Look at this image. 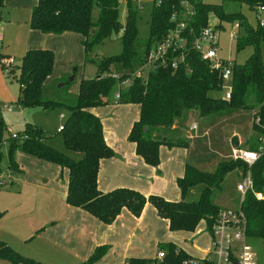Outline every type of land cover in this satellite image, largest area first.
I'll return each instance as SVG.
<instances>
[{
    "label": "trees",
    "instance_id": "obj_1",
    "mask_svg": "<svg viewBox=\"0 0 264 264\" xmlns=\"http://www.w3.org/2000/svg\"><path fill=\"white\" fill-rule=\"evenodd\" d=\"M182 1L159 0L156 4V0H152L147 21L148 35L140 43L136 40L135 28L138 9L136 2L132 0H122L125 8L122 24L118 21L120 0H37L30 11L29 29L43 34L69 32L80 36L84 63L89 61L87 54L91 49L117 32H120V50L115 55L91 61L95 66V76L79 80L72 105L46 97L47 79L51 75L53 64L50 50H27L21 57L19 66L13 64L9 67L8 74L3 77L12 78V72H17L13 79L18 85L15 103L19 107L41 110L64 107L68 116L60 125L61 129L56 132L61 138L63 152L49 144L51 136H46L41 128L30 124L24 125L23 131L11 138L0 118V149L2 135H7L8 179L19 171L12 157L18 151L64 169L67 173L64 197L66 205L82 210L102 224L111 223L122 209L138 217L144 205L148 204L154 209L156 216L166 221L168 231L193 232L202 221L208 234L218 211V207L212 202V191L220 187L223 175L227 172H234L236 181L245 168L239 161L219 160L211 171L185 164L182 177L175 181L179 190L177 201H167L157 195L145 196L128 188H114L102 193L96 184L99 161L112 157L113 153L104 142L100 119L89 110L110 104V94H114L117 83L123 79H129V85L119 90V98L114 101L138 106L137 119L132 123L126 139L134 145V153L150 167L158 165L159 146L185 144L186 141H179L174 136L185 128L178 120L183 121L190 111H196L197 117L212 118L223 105H229L232 110L253 111L252 119L258 116L264 120V33L257 25L255 29L249 27L239 13H224L220 6L204 4L199 0H186L194 11L193 17L188 21L193 36L208 25V15L212 14L217 19L215 28L218 30L222 21L238 23L235 53L246 47L252 49L243 64L233 61L228 101L211 96L221 91V81L218 72L209 71L206 63L188 47L192 38H187L188 48L176 69L156 68L140 77L134 76L143 65L147 51L172 27L170 16L175 14L179 18L184 11ZM233 1L246 5L254 12L257 7H264V0ZM2 58L4 56L0 55V59ZM0 70L2 72L1 66ZM112 74L117 77H111ZM226 113L229 114L230 111ZM258 135L259 130L251 123V139L243 146L256 150ZM249 174L253 191L262 192L263 198L256 200L252 193L247 192L239 207L246 218L247 237L258 238L264 243V144L260 156L249 167ZM2 182L0 179V188L6 185L5 181ZM195 187H199L196 198L187 200L190 190ZM157 248L164 252V258L158 264H180L188 257L171 243L157 245ZM101 254L102 249L96 248L82 264L93 263ZM0 259L11 264H42L21 256L1 241ZM154 263L153 258L127 259V264Z\"/></svg>",
    "mask_w": 264,
    "mask_h": 264
},
{
    "label": "crops",
    "instance_id": "obj_2",
    "mask_svg": "<svg viewBox=\"0 0 264 264\" xmlns=\"http://www.w3.org/2000/svg\"><path fill=\"white\" fill-rule=\"evenodd\" d=\"M135 1L138 5L143 3L142 0ZM36 3L37 0H2L0 13L1 10L16 7L28 11L29 19L30 11ZM28 40L23 54L32 49H47L53 54L52 72L47 82L52 77L57 79L70 74L74 75V81L79 71L76 86L72 89L75 98L78 82L84 78L82 70L85 63L80 36L69 32L58 35L43 34L29 29ZM0 55L8 57L1 53ZM1 84L5 83L0 70ZM89 111L100 119L104 142L113 153L112 157L99 161L96 175L98 190L105 193L114 188H128L145 196L157 195L167 201H177L179 190L175 184L176 179L182 177L185 164L197 167L198 163L196 158L194 165L190 161L192 147L187 140L182 146H159L158 165L150 167L134 153V145L126 139L138 116L137 105L118 104L114 101ZM193 123L186 125V132ZM200 129L201 126L197 125V133ZM198 136L200 133L196 137ZM233 138L235 144L242 143L239 134ZM234 140L231 142L233 145ZM219 153L220 158L225 156L222 154L224 152ZM14 161L19 171L9 178V183L5 181L6 185L0 189H5L7 185L12 187L13 182L18 183L16 190L4 191L8 195L7 201L12 202L9 207L15 210L21 206L22 210L29 211L26 213L28 216L31 215L24 221V233L19 236L21 243H24L19 250L26 256L17 252L18 254L42 264H82L96 248H101L102 254L91 264H127L129 258L149 260L154 257H144L136 246H132L133 234H138L142 225H165L167 228L166 221L156 216L150 205H144L138 217L122 209L111 223L102 224L82 210L66 205L64 197L67 173L64 169L19 152L15 154ZM218 161L212 160L213 168ZM207 162L205 160L204 164ZM20 211L18 209L15 212ZM32 213L35 217H32ZM203 225L202 221L197 225L202 227L205 235L200 247L182 245L177 236L179 232H172L173 239L165 241L168 240V243L189 256L202 257L208 248V235ZM135 229L138 231L134 232Z\"/></svg>",
    "mask_w": 264,
    "mask_h": 264
},
{
    "label": "rangeland",
    "instance_id": "obj_3",
    "mask_svg": "<svg viewBox=\"0 0 264 264\" xmlns=\"http://www.w3.org/2000/svg\"><path fill=\"white\" fill-rule=\"evenodd\" d=\"M136 2L135 0H132ZM142 5L137 4V15L135 28L137 31V41L143 42L148 35V14L151 9L152 0H142ZM204 4H212L220 6L222 11L227 14L239 13L245 23L255 29L256 28V15L255 12L250 10L246 5L235 2L233 0H199ZM119 16L118 21L122 24L124 19V3L120 0ZM28 11L20 10V8L9 7L7 10H1L0 13V35L2 41L0 42V53L8 55L13 61L15 66H19L23 48L28 43L29 28L27 24ZM95 15V11L93 16ZM261 19H264V11L259 14ZM217 24V19L214 15H208V25L213 26ZM231 29V24L222 21L219 28L218 37V56L226 58L229 56L236 64H243L244 61L250 56L252 49L246 47L238 53L234 50V41L230 44L227 40V34ZM120 32L112 34L108 39H105L100 45L95 46L87 54L88 62L85 63L82 76L84 78H92L95 76V66L93 62L97 60L115 55L119 52V40ZM229 47V48H228ZM229 49V53H228ZM263 56V49H262ZM91 61H93L91 63ZM13 66V64L11 65ZM3 75V74H2ZM12 78L9 77L4 79V85H0V118L3 126L6 129H10L15 134H20L23 131L24 125L30 124L41 128L46 136H51L48 140L49 144L59 151H64L61 143V138L56 131L60 125L66 120L68 111L64 107H54L50 110H41L40 108H21L13 100L16 99L18 92V85L14 81L17 72H12ZM4 76V75H3ZM69 76L63 77H52L46 87V97L52 98L57 101H63L66 105H72L74 103V93L72 89L76 86L77 78L79 77V71L76 73L74 81H69ZM59 78V79H58ZM67 82V83H66ZM64 83L62 86L61 84ZM60 85V87H57ZM113 94V93H112ZM110 94L109 100L113 101V95ZM213 97H220L221 94H211ZM6 104L10 111L7 112L3 108ZM102 109V108H101ZM230 113H226L229 112ZM60 114L64 117L60 118ZM253 111H241L232 110L229 105H223L222 109L216 114L215 117H197V112L190 111L186 114V118L182 121L179 119L178 122L185 126L190 123H196L201 126L200 136L189 139L188 132L183 129L181 133L175 134L174 138L184 140L191 145L192 153H190V161L194 165L195 158L198 159V169L209 171L212 169V160H227L230 142H233L234 135H240L242 144L246 143L251 139L250 126L252 123ZM178 122L176 123L178 125ZM175 124V125H176ZM196 133V132H195ZM243 138V139H242ZM6 139L7 135L3 133L1 142V156H0V179L2 181H8L6 174L7 154H6ZM238 140V139H237ZM246 145H244L245 147ZM222 151L223 158H220L219 152ZM12 157L15 160V154ZM21 153V152H19ZM24 154V153H21ZM195 156V157H194ZM205 160L208 161L206 164ZM15 162V161H14ZM211 164V167H210ZM196 167V168H197ZM9 183V181H8ZM235 176L234 172H227L223 175V180L218 189L212 191V202L220 208H235L237 206V193L234 188ZM13 186L7 185L5 189H0V240L4 241L6 245L12 248L14 251L25 255V253L19 250L24 245L21 243L20 237L24 233V221H27L29 215L26 214L29 211L22 210V207L13 210L10 206L11 201H7L8 195L4 191H11L17 189L18 183L13 182ZM11 187V188H10ZM198 188L195 187L190 190L187 196V200H193L196 198ZM4 203V205H2ZM3 206V207H2ZM4 208V209H3ZM6 208V210H5ZM20 209L19 213L15 212ZM31 211V208H30ZM34 214V213H32ZM35 217V214L32 216ZM200 225V224H199ZM204 226V225H203ZM138 231L137 229L134 230ZM165 225H142L141 230L139 229L138 234L132 237V246H136L142 256L153 257L159 250L157 245L167 244L169 239H173L171 234ZM178 240L182 245L187 247H200L204 241L205 235L201 226H197L193 232H179L177 234ZM165 239H168L165 241ZM173 242V241H169ZM248 245L251 248L253 254L254 264H264V243L258 238H249L247 240ZM32 252V251H31ZM33 259V258H32ZM0 264H11L5 260L0 259Z\"/></svg>",
    "mask_w": 264,
    "mask_h": 264
},
{
    "label": "built area",
    "instance_id": "obj_4",
    "mask_svg": "<svg viewBox=\"0 0 264 264\" xmlns=\"http://www.w3.org/2000/svg\"><path fill=\"white\" fill-rule=\"evenodd\" d=\"M158 3L159 0H156V4ZM181 5L184 11L180 13L179 18L175 14L170 16V22L173 23L172 27L147 51L143 65L134 76L140 77L156 68L169 67L170 69H176L178 64L183 61L184 52L189 47L206 63L209 71L218 72V77L221 81L220 98L228 101L231 93V67L233 60L229 56L221 58L217 54L219 49V30L215 28V25H207L193 36V30L188 27V21L193 17L194 11L186 0H183ZM263 11L264 7H257L255 17L256 25L264 33V19L259 17V14ZM237 36L238 23L234 22L231 24V29L227 34L228 43L235 42ZM187 38H192L191 44L188 47L186 46ZM262 60L264 65V44ZM12 64L14 63L9 58L0 59L3 75L8 74V69ZM111 77L116 78L117 76L112 74ZM128 85L129 79H123L117 83L113 94L114 100L119 98V90ZM3 108L7 112L10 111V108L6 104H4ZM252 123L259 130L256 150H250L244 147L242 143L233 145L230 142L229 154L227 156L228 159L239 161L245 166L244 171L239 174L234 184L235 192L237 193V206L235 208L218 209L207 234L208 248L205 255L202 257L188 255L180 264H254L253 254L247 243L249 238L246 235V218L239 207L247 192L252 193L256 200L263 198L262 192L253 191L249 167L258 159L262 152L264 144V120L256 116L252 119ZM60 129L61 126L58 127L57 131ZM187 131L189 139L196 137L198 134L197 125L195 123L191 124ZM6 133L11 138L16 137L15 133L9 128L6 129ZM163 258L164 252L158 250L153 257L154 264H158Z\"/></svg>",
    "mask_w": 264,
    "mask_h": 264
},
{
    "label": "water",
    "instance_id": "obj_5",
    "mask_svg": "<svg viewBox=\"0 0 264 264\" xmlns=\"http://www.w3.org/2000/svg\"><path fill=\"white\" fill-rule=\"evenodd\" d=\"M68 80H69V81H72V80H73V76H70ZM57 87H60V85H57ZM143 130L145 131L146 128H143Z\"/></svg>",
    "mask_w": 264,
    "mask_h": 264
}]
</instances>
